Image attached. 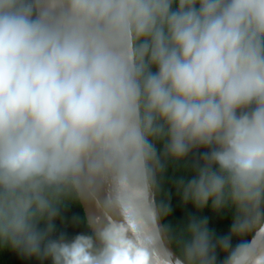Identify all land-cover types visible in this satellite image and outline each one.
<instances>
[{"label": "clouds", "instance_id": "1", "mask_svg": "<svg viewBox=\"0 0 264 264\" xmlns=\"http://www.w3.org/2000/svg\"><path fill=\"white\" fill-rule=\"evenodd\" d=\"M190 156L181 200L230 210L226 234L206 216L168 222L161 177ZM68 202L94 208L91 234L54 239ZM4 249L51 264H264V0H0Z\"/></svg>", "mask_w": 264, "mask_h": 264}, {"label": "trees", "instance_id": "2", "mask_svg": "<svg viewBox=\"0 0 264 264\" xmlns=\"http://www.w3.org/2000/svg\"><path fill=\"white\" fill-rule=\"evenodd\" d=\"M158 148L162 147L157 145ZM193 157H188L186 162H181L180 165L168 163L167 170L161 177V191L158 195V200L167 201L172 213L168 218V222L174 228H180L187 224L191 215L199 217H208L209 227L216 230L218 235L226 234L229 231L232 212L228 209L220 213L211 211L210 205L202 211H197L191 204H183L181 197L177 191L176 181L183 176L185 179L190 177L192 170ZM187 164V171L184 164ZM54 231L52 238H58L63 234L68 241L73 239L77 234H91L86 226V219L80 203L68 202L61 207L60 214L54 220ZM236 243V240H233ZM174 248V245H173ZM223 257H221L222 259ZM0 264H51L50 260H41L39 258H24L15 252L4 249L0 251Z\"/></svg>", "mask_w": 264, "mask_h": 264}, {"label": "water", "instance_id": "3", "mask_svg": "<svg viewBox=\"0 0 264 264\" xmlns=\"http://www.w3.org/2000/svg\"><path fill=\"white\" fill-rule=\"evenodd\" d=\"M81 207L83 209V213H84V216H85V219L87 221V218L89 216L90 213H92L94 211V208L86 203H83L81 202Z\"/></svg>", "mask_w": 264, "mask_h": 264}]
</instances>
